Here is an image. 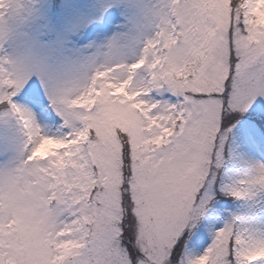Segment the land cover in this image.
Returning <instances> with one entry per match:
<instances>
[{"label": "snow or ice", "instance_id": "6c2138e0", "mask_svg": "<svg viewBox=\"0 0 264 264\" xmlns=\"http://www.w3.org/2000/svg\"><path fill=\"white\" fill-rule=\"evenodd\" d=\"M181 4L136 62L117 66L122 75L106 64L89 74L90 53L67 45L41 46L35 65L0 58V107L25 137L16 146L5 134V159L15 156L11 171L31 178L43 209L38 223L0 232V264H172L211 210L214 155L229 139L264 151V0H229L226 14L212 0ZM8 6L0 0V21ZM111 8L158 15L148 3ZM160 56L169 70L137 80ZM255 187L264 164L229 192L243 199ZM180 264H264V236L237 218Z\"/></svg>", "mask_w": 264, "mask_h": 264}, {"label": "rangeland", "instance_id": "374dc122", "mask_svg": "<svg viewBox=\"0 0 264 264\" xmlns=\"http://www.w3.org/2000/svg\"><path fill=\"white\" fill-rule=\"evenodd\" d=\"M113 2L114 0H8L9 6L5 9L4 20L0 21V58L6 57L13 63L24 61L35 65L41 46L54 44L56 50H64L67 45V50L90 53L86 56L89 74L92 65L106 64L116 69V75H122L125 70L117 66L136 62L143 53L145 42L160 31V26L167 23L170 16L175 22L174 13L179 11L182 4L181 0H124L129 4L148 3L150 7H154L158 15L144 21L139 16L111 8ZM212 2L223 6L226 14L229 0ZM57 5H77L81 6L82 11L77 15L63 12L54 14L52 9ZM101 24L104 25L103 28L99 27ZM109 42L112 47L105 48L104 45ZM83 45H88L87 49ZM158 59L160 63L155 67L146 65L138 70L136 79L146 76L150 68L156 73L167 72V57L160 56ZM149 61H153L152 56H149ZM42 128L45 131L49 127L42 125ZM5 134L16 146L23 145L25 137L22 127L0 107V232L7 229L15 231L29 223H38L43 211L33 196L38 191L37 186L26 173L11 171L18 163L14 155L5 159ZM237 145V141L229 139L220 156L214 155L209 177L208 191L214 199L207 218L212 211L221 214L218 218L221 227L237 218L242 227L239 212L248 205L246 198L237 199L229 192L230 186L234 187L233 176L239 171L233 155ZM242 147L246 151L250 149L244 144ZM258 151L264 158V151ZM253 219L256 223H261L264 209H257ZM206 220L197 227L195 233ZM182 239L184 243L179 246L181 251L178 253L173 249L172 264H180V261L186 262L190 259L188 246L191 238L185 236Z\"/></svg>", "mask_w": 264, "mask_h": 264}, {"label": "bare ground", "instance_id": "6f19581e", "mask_svg": "<svg viewBox=\"0 0 264 264\" xmlns=\"http://www.w3.org/2000/svg\"><path fill=\"white\" fill-rule=\"evenodd\" d=\"M133 62L131 61L130 64ZM129 64V65H130ZM46 132H54L55 129L48 128ZM237 148H235L234 163L239 167L237 174L233 176L234 186L240 179L246 178L251 175L257 165L264 164V158L259 153L258 149L253 151L249 149L246 151L242 147V143L237 140ZM248 205L239 212V217L242 221V227L251 231L254 236H264V219L261 223H256L253 219V215L257 209H264V189L255 187L251 192L245 196ZM221 214L212 211L207 218L205 224L195 233V236L191 238L188 251L190 259L196 256L202 255L205 250L211 245L214 239V234L221 228L218 221Z\"/></svg>", "mask_w": 264, "mask_h": 264}, {"label": "trees", "instance_id": "16d2710c", "mask_svg": "<svg viewBox=\"0 0 264 264\" xmlns=\"http://www.w3.org/2000/svg\"><path fill=\"white\" fill-rule=\"evenodd\" d=\"M219 199H222V198H220V196L218 197ZM180 248V247H179ZM180 251H181V248H180ZM179 253V252H178Z\"/></svg>", "mask_w": 264, "mask_h": 264}]
</instances>
